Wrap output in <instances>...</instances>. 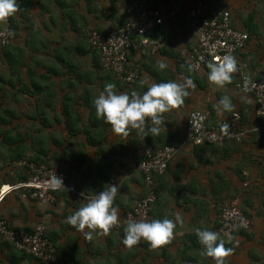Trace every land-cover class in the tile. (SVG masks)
Returning a JSON list of instances; mask_svg holds the SVG:
<instances>
[{
  "label": "crops",
  "instance_id": "crops-1",
  "mask_svg": "<svg viewBox=\"0 0 264 264\" xmlns=\"http://www.w3.org/2000/svg\"><path fill=\"white\" fill-rule=\"evenodd\" d=\"M191 1L149 0L160 8ZM17 4L18 10L12 14L15 33L0 51V190L24 180L26 171L11 154L16 150L17 156L45 159L78 190L92 192L118 184L113 206L119 218L147 188L137 170L144 149L177 139L183 142L180 149L155 179L158 193L152 209L154 219H171L178 213L183 222L161 246L152 248L141 239L129 248L122 243L126 225L106 234L92 230L90 238L69 225L67 216L83 203L71 193H59L52 205L43 208L35 200L12 192L0 198V217L16 229L46 222L57 253L53 261L44 262L24 254L0 235V264H215L212 258L201 255L202 246L195 235L198 228L216 231L225 241L230 252L223 257V264H249L236 256L233 238L238 236L220 233L217 216L220 200L226 196H236L241 209L244 205L252 213L250 200L264 188L259 163L264 160V143L249 133L240 143L192 145L184 142V131L186 117L194 109L207 112L209 123L234 110L246 126L262 123L254 115L252 96L234 83L241 72L255 73L264 62L259 46L264 40V5L261 18L251 19L259 35L249 34L247 46L236 58L238 70L231 82L220 86L207 80L208 64L199 72L177 64V58L188 54L196 43L195 32L186 20L158 27L154 39L161 43L159 47L135 46L130 50L128 65H138L140 70L135 81L126 83L101 68L88 32H105L135 17V0H17ZM231 15L237 27L249 32L244 23L247 14L243 20ZM160 60L167 64L166 69H157ZM185 76H191L195 87L188 89L181 105L162 114L165 128L161 127L157 136H143L131 128L126 134L116 133L95 115L92 101L106 83H113L117 92H142L151 83H182ZM222 96L231 99V111H218L217 101ZM149 123L146 121V126ZM249 185L253 193L243 198Z\"/></svg>",
  "mask_w": 264,
  "mask_h": 264
},
{
  "label": "built area",
  "instance_id": "built-area-1",
  "mask_svg": "<svg viewBox=\"0 0 264 264\" xmlns=\"http://www.w3.org/2000/svg\"><path fill=\"white\" fill-rule=\"evenodd\" d=\"M136 16L122 25L105 32L92 29L88 32L91 47L99 53L101 68L119 76L124 82L131 83L139 76L138 65H128V55L135 46H151L152 49L161 45L149 38L148 33L176 19L186 20L196 35V43L191 51L177 58L179 66H186L192 71H203L209 62H218L224 55H232L235 59L245 49L249 42L246 30L237 27L231 12L224 8H212L201 0L190 3H174L165 8L153 6L148 0H135ZM13 29L9 18L0 22V47L6 46L12 39ZM234 86L252 96L254 115L262 119L261 124L246 126L238 111H232L228 116L208 122V113L202 110H191L185 123L184 142L192 145L213 144L222 145L228 141L240 143L249 133L264 130V70L255 73L241 72ZM195 117V118H194ZM227 127H224V126ZM183 142L171 139L169 142L153 146L148 145L142 158L137 163L143 182L147 187L145 196L134 205L123 211L116 225L110 229H118L130 220H151V210L156 200L155 176L162 175L169 161L178 152ZM17 165L26 167L27 177L24 180L8 184L10 188L5 193L17 191L23 198L38 202L43 208L52 205L57 195L68 192L82 201L85 196L91 197L96 192L78 190L55 167L41 160H18ZM57 175L62 177L63 186L53 190L48 186L49 179ZM246 185V183H244ZM83 193V195H81ZM219 231L229 236L234 230L251 228V218L241 209L236 196H226L221 200L217 216ZM0 235L24 254L33 255L43 261L55 259L57 247L48 235L44 221H40L30 229H16L8 220L0 217Z\"/></svg>",
  "mask_w": 264,
  "mask_h": 264
},
{
  "label": "clouds",
  "instance_id": "clouds-1",
  "mask_svg": "<svg viewBox=\"0 0 264 264\" xmlns=\"http://www.w3.org/2000/svg\"><path fill=\"white\" fill-rule=\"evenodd\" d=\"M17 10V0H0V22ZM156 67L164 70L167 64L160 60L156 62ZM207 69V80L223 86L231 82L232 74L238 70L237 61L232 55H224L218 62H209ZM193 87L195 85L191 76H185L182 83L166 80L151 83L142 92L130 93L117 92L113 83H106L92 103L96 117L110 124L114 132L126 134V130L131 128L137 129L143 136H157L161 127L165 128L162 114L181 105L189 94L188 89ZM241 100L246 101L247 97H241ZM217 108L220 112L231 111L233 103L228 96H222L217 101ZM146 121H150L148 126ZM48 186L53 190L64 187L62 177L52 176ZM118 187V184H108L95 195L85 196L82 200L84 203L67 216V223L84 232L86 238H90L92 230L106 234L118 222V210L113 206ZM182 222L178 213L171 219L130 220L123 228L122 243L131 248L143 239L150 247L156 248L170 240L174 228ZM195 235L202 246L201 255L212 258L215 264H223V257L230 249L225 248V241L220 239L219 234L208 228H198Z\"/></svg>",
  "mask_w": 264,
  "mask_h": 264
},
{
  "label": "rangeland",
  "instance_id": "rangeland-1",
  "mask_svg": "<svg viewBox=\"0 0 264 264\" xmlns=\"http://www.w3.org/2000/svg\"><path fill=\"white\" fill-rule=\"evenodd\" d=\"M201 1H203L207 6H211L212 8L229 9L233 14V16L239 18V20H243V18L248 15V12H251L254 18L257 19L261 18L260 11L263 9L262 5H264V0H234L236 1L235 4H233V2L230 0H201ZM228 2H230L231 4L229 5ZM263 41L259 43V46L261 51L264 53ZM262 70H264V62H261L258 65L257 71H262ZM259 163L261 164L260 166L261 177L264 179V160L262 159ZM256 180L258 181V177H256ZM252 191L253 188L250 187V185L247 186L246 190L243 191L244 193L243 198H247L249 194L253 193ZM250 203L253 206L252 215H251L252 224H251V228L246 231L247 234H252V235L249 238L247 237V234L238 235V233H236L238 237L237 239L233 238V241H235L234 249L237 250L236 256L239 257L240 262L246 263L247 261L249 264H253L252 261H250L249 256L250 257L254 256V257H258L256 261L254 260L255 262L264 264V188L263 191L258 192V194L255 197H253L252 201L250 200ZM132 205H134V203ZM242 209H244V205L242 206ZM44 223L46 225V222Z\"/></svg>",
  "mask_w": 264,
  "mask_h": 264
},
{
  "label": "trees",
  "instance_id": "trees-1",
  "mask_svg": "<svg viewBox=\"0 0 264 264\" xmlns=\"http://www.w3.org/2000/svg\"><path fill=\"white\" fill-rule=\"evenodd\" d=\"M149 1V0H148ZM9 18V21H10V24H11V26H12V29H13V35H14V33H15V26H14V22H13V16L11 15V16H9L8 17ZM251 19H252V14H249L248 15V20L247 21H245L244 23H245V26H246V28L248 29V34H250V33H252L253 35H255V33H257V32H255L254 31V29H255V27H254V25H253V23L251 22ZM251 34V35H252ZM258 35H259V33H257ZM13 35H12V37H13ZM3 50H5V46H2V47H0V51H2L3 52ZM185 68H187L186 66H184ZM187 69H189V68H187ZM190 70V69H189ZM43 123H46V122H43ZM11 130H13V128H11ZM252 134H254L256 137H257V140L258 139H260L261 141H262V143H264V130H258V131H255V132H252ZM14 140H16L17 142L19 141V139H18V137H17V134L15 135V137H14ZM257 140H256V142H257ZM23 141H24V139H23ZM169 142V141H168ZM231 142H233V141H231ZM167 143V142H166ZM236 143V142H235ZM165 144V143H164ZM225 144V143H224ZM210 145H213V144H210ZM223 145V144H222ZM154 146V145H153ZM156 146H159V145H156ZM215 146H221V145H215ZM18 148V145H16V149ZM16 153V154H15ZM17 151L15 150V152L14 153H11L12 155H13V157H14V159L17 161V160H21V159H29V160H35V161H37V160H41V161H43V162H45V163H47V164H49L45 159H40L39 158V156H35V157H22V156H17ZM49 165H51V164H49ZM52 166V165H51ZM168 167V166H167ZM21 168H23V170L24 171H26V174L24 175V178H22V179H26V177H27V175H28V173H27V170H26V167H21ZM57 169V168H56ZM167 169V168H166ZM166 171V170H165ZM156 177L157 176H155V178H154V180L156 179ZM241 177L242 178H244V176L243 175H241ZM21 181V180H20ZM68 181V180H67ZM69 182V181H68ZM70 183V182H69ZM264 184V183H263ZM154 190L156 191V193H158V187H156V185H155V188H154ZM95 191H101V190H93L92 192H95ZM13 192H17V191H13ZM12 193V192H11ZM146 193H147V188H146V190H145V192H144V194L143 195H141V196H139V198L137 199V200H139L141 197H143V196H145L146 195ZM250 218H251V215H252V213L251 212H248L246 209H242ZM151 215H152V218L154 219V214H153V209L151 210ZM236 233H238V235H240V234H243V235H246L247 234V231L246 230H234L233 232H232V234L233 235H236ZM48 235H49V232H48ZM251 235L252 234H247V237H251ZM50 236V235H49ZM26 255H28V256H33V255H29V254H26ZM34 258H37V257H35V256H33ZM37 259H39V258H37ZM258 259V257H254V256H251L250 257V261H252V263L253 264H263V263H258V262H255L256 260ZM41 260V259H40ZM255 260V261H254ZM43 261V260H42ZM44 262H46V261H44ZM51 262V261H50Z\"/></svg>",
  "mask_w": 264,
  "mask_h": 264
},
{
  "label": "water",
  "instance_id": "water-1",
  "mask_svg": "<svg viewBox=\"0 0 264 264\" xmlns=\"http://www.w3.org/2000/svg\"><path fill=\"white\" fill-rule=\"evenodd\" d=\"M147 36L153 40H155V33H148Z\"/></svg>",
  "mask_w": 264,
  "mask_h": 264
}]
</instances>
